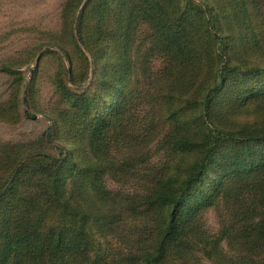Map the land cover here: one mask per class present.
Instances as JSON below:
<instances>
[{
	"label": "trees",
	"instance_id": "obj_1",
	"mask_svg": "<svg viewBox=\"0 0 264 264\" xmlns=\"http://www.w3.org/2000/svg\"><path fill=\"white\" fill-rule=\"evenodd\" d=\"M60 22L0 62V122L40 109L46 62L56 95L37 138L0 140V264H264V0H65Z\"/></svg>",
	"mask_w": 264,
	"mask_h": 264
},
{
	"label": "rangeland",
	"instance_id": "obj_2",
	"mask_svg": "<svg viewBox=\"0 0 264 264\" xmlns=\"http://www.w3.org/2000/svg\"><path fill=\"white\" fill-rule=\"evenodd\" d=\"M64 1L0 0V62L22 58L21 53L24 49L40 44V40L45 38L48 32L59 30L61 9ZM143 32H146V30ZM45 44V41H43L42 51L49 47ZM35 67L36 60H33L21 68L27 80L30 78V71ZM159 67L160 60H156L155 68ZM53 74L54 65L51 62H46L43 65L39 79L41 86L39 95L40 109H29L30 114L28 115L25 114L28 107L23 104L21 109L25 115L18 125L0 122V140L29 141L37 138L46 130L50 125V121L45 111L56 100L55 89L51 82ZM7 81L8 79L0 74V95H3L4 98L9 94ZM89 81L86 83L87 85H89ZM50 151L56 154L59 153L57 149H50ZM109 184L114 188L118 186L112 180L109 181ZM218 211L216 209L209 210L205 216L209 228L214 232H217L220 226ZM91 226L94 238L97 239L99 244L107 246V242L99 237L96 225L93 223ZM109 243L115 245V242L111 239ZM115 254L119 255L118 251ZM119 262L120 259L117 257L112 261L113 264H119Z\"/></svg>",
	"mask_w": 264,
	"mask_h": 264
}]
</instances>
